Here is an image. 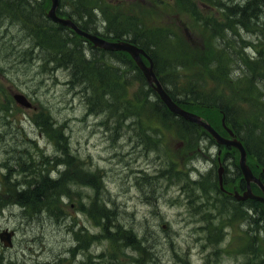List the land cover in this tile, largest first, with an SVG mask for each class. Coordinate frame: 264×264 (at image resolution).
Masks as SVG:
<instances>
[{
	"label": "trees",
	"instance_id": "trees-1",
	"mask_svg": "<svg viewBox=\"0 0 264 264\" xmlns=\"http://www.w3.org/2000/svg\"><path fill=\"white\" fill-rule=\"evenodd\" d=\"M179 1L183 3V0ZM217 1L216 5L221 8L224 22L213 20L210 26L207 20L203 22L204 26L217 32L209 59L204 61L201 56L199 58L200 64L206 66L205 73L199 70L201 68L196 70L190 62L180 60L178 47L170 51L175 55L174 58L161 63L157 49L164 40L163 33L144 28L135 19L128 18L123 24L115 26L114 21L103 13L105 19L102 23L106 25V30L111 27L113 33L104 35L124 38L144 48L153 58L155 72L171 98L183 108L203 116L221 132L224 130L220 119L224 115L225 123L244 143L250 167L264 182V0L233 3L227 0ZM48 7L49 0H0V70L13 60L15 67L10 70H16V67L22 73L23 70H33L39 83L44 82L45 75L64 70V85L69 93L73 92L81 97V103L89 115L101 118L98 126L105 128L106 135L113 144L129 137L136 141L137 149L143 147L160 152V138L165 130L183 142L182 147L185 148L179 154L187 149L194 152L215 150L212 140L199 125L168 110L126 52L92 46L68 26L49 18L46 15ZM57 10L59 14H67L78 26L90 32L97 31L95 26L97 22H101L98 20L96 7L91 6L90 0H59ZM8 24L19 27L18 33L8 36L4 34L6 30H10H5ZM5 44L9 50L4 47ZM248 48H252V51ZM183 62L187 65L183 66ZM11 111L12 107L0 103V115L4 118L0 117L1 128L14 118ZM50 121L47 118L46 122L36 123L55 142V155L44 156L43 150L38 148L35 153H30L19 147L10 152L9 159H0V209L8 201H12L24 212L40 215L47 211L48 215L56 216L57 219L64 216L62 204L65 197L68 199L73 193L80 203V210L101 228L100 234L86 232L84 227L75 230L78 246L85 249L91 240L98 238L101 243L103 239L112 238L116 240L111 243L112 246L122 243L144 250V235L120 222L118 216L121 205L107 196L108 191L100 169L91 171L84 168L83 162L72 152L63 136V124H53ZM30 142L33 144L34 140ZM218 147L222 148L225 164L227 161L235 169L233 175L236 176L228 175L226 166L223 173L224 183L230 187L232 180L240 177L236 164L237 151L232 147ZM180 159L174 151L173 157L164 160L161 168H158L157 179H175L211 195V205L205 207V212L214 210L217 213L237 215L247 225L243 232L252 246L258 233H261L262 224L257 220H261L264 215V204L253 199L240 201L223 193L217 186L213 167L201 172L199 166H192V172L197 173V176L188 177L184 173L185 169L177 168ZM181 162L182 165L186 163ZM63 164L64 170L54 169L55 165L59 167ZM51 166L56 172L55 176L50 174ZM160 181L155 183L151 176L140 174L138 183L140 187H144L142 189H145L143 191L148 201L152 202L155 198V190L158 191ZM83 184H87L93 193L83 192L86 195L82 196L78 189H87ZM238 184L241 188L245 187L241 177ZM252 185L254 190H259L255 184ZM211 225H201L196 230L207 249V246L222 242L216 239L219 228L217 225L210 228ZM256 257L262 262L261 256L256 254ZM96 259L98 260L93 261L89 257L80 264L117 262L113 257L106 259L102 251L97 254ZM243 264H253L250 256L246 255Z\"/></svg>",
	"mask_w": 264,
	"mask_h": 264
},
{
	"label": "rangeland",
	"instance_id": "rangeland-1",
	"mask_svg": "<svg viewBox=\"0 0 264 264\" xmlns=\"http://www.w3.org/2000/svg\"><path fill=\"white\" fill-rule=\"evenodd\" d=\"M214 1L217 0H190V3L189 0H183V3L179 0H90V3L91 6H98V20L101 21L95 26L98 33L113 34L111 27L106 30V25L102 23L105 19L103 13L114 21L115 26L123 24L128 18L135 19L144 28L163 33L164 40L162 39L163 42L157 49L161 63L174 58L175 55L170 51L178 47L180 55L177 56L180 60L190 62L196 70L201 68L199 70L205 73L206 66L200 64L199 58L201 56L204 61L209 59L210 48L217 32L204 26L203 22L207 20L209 26L213 20L224 22V15ZM227 1L233 3L243 0ZM50 4L49 0V6ZM190 6L194 12L190 11ZM115 26L113 27L116 29ZM7 28L13 32L6 30ZM5 30L4 34L8 36L18 33L19 27L8 24ZM168 43L170 44L167 45ZM4 47L9 50L6 44ZM248 50L251 52L252 48ZM12 61L0 70V103L12 106L14 117L9 123H5L4 128L0 127V159H9L10 152L19 147H23V151L29 150L30 153H35L38 148L43 150L44 156L55 155V142L45 133H40L44 130L38 129L36 122H46L48 118L53 124L62 123L63 136L72 152L83 162V167L88 170L100 169L108 191L107 196L121 205L118 216L120 222L144 235V250L122 243L112 246L111 243L116 240L111 238L103 239L101 243H92L89 249L92 255L102 251L106 259L113 257L116 264H204V258L209 254L207 264H241L245 262L246 255L252 261L256 260V254L260 256L264 249V215L261 220H257L262 224L258 241L255 240L251 246L243 232L247 225L237 215L217 213L214 210L205 212V207L211 205V195L175 179H157L158 168H161L164 160L173 157L174 151L181 158L177 168L184 170L181 161L189 163L193 160L196 164L194 166H199L202 172L212 167L216 172L217 167L223 165L220 159L222 153L219 159L214 150L212 153H201L187 149L184 154H179L185 148L182 147L183 142L165 130L160 138V152L143 147L137 149L136 141L129 137L113 144L106 135L105 128L98 126L101 118L89 115L81 103V97L73 92L69 93L64 85V70L45 75L44 82L39 83L33 70H23L24 73L19 72L17 67L14 68L16 70H10L15 67ZM185 65L187 64L184 63L183 66ZM17 90L25 93L35 108H23L6 95ZM28 137H36L37 147L29 143ZM206 153L209 160H206ZM64 166L55 165L54 168L64 170ZM225 166L228 175L236 176L233 175V165L226 161ZM51 168L53 167L49 170ZM51 173L56 175L55 171ZM140 174L151 176L155 183L160 181L152 202L148 201L143 191L145 189H142L144 187H140L138 183ZM221 177L223 188L236 189L237 177L232 180L230 187L224 183L223 172ZM192 178L195 176L192 175ZM78 190L82 196L93 193L90 187ZM11 202L0 209V232L5 228L15 230L10 247L0 240V264H80L86 250L78 249L74 255L69 253V247L76 240L75 230H79V226L83 224L95 233L99 228L94 225L89 215L81 213L80 203L73 193L70 198L65 197L62 204L64 216L60 219L47 213L40 216L42 214L24 212L15 202ZM207 224H212L210 228L217 225L219 234L217 232L216 239L222 242L204 249L205 243L201 241L196 230Z\"/></svg>",
	"mask_w": 264,
	"mask_h": 264
},
{
	"label": "water",
	"instance_id": "water-1",
	"mask_svg": "<svg viewBox=\"0 0 264 264\" xmlns=\"http://www.w3.org/2000/svg\"><path fill=\"white\" fill-rule=\"evenodd\" d=\"M58 4V0H51V6L47 12V16L53 19L54 21L60 22L64 25L70 26L73 30H75L79 35L84 36L89 41L92 42L94 46H99L104 49H111V50H123L126 51L131 58L135 61L137 66L142 71L144 77L146 78L147 82L152 86V88L156 91L160 99L164 102V104L167 106V108L174 114L179 115L187 120L193 121L200 126H202L204 129H206L217 141L219 144H225L228 146H234L237 148L239 152V160L238 165L241 170V173L243 175V178L246 182V189L240 194L237 191L234 192V196L237 199H245V198H253L260 200L264 202V185L261 182L260 178L256 177L249 166L246 163V151L242 144V142L236 138L233 134V131L227 127L223 121L222 117V124L224 128L227 130L230 137H224L220 135L208 122L203 120L199 115H197L194 112L188 111L182 107H180L175 101H173L168 93L163 88L162 84L158 80L154 70H153V63L151 58L146 54L145 50L141 47H138L134 43H131L129 41L121 40V41H108L102 37H99L95 34L86 32L84 30H81L74 22H72L68 18H60L56 15L55 9ZM142 56L146 57L148 59V64L144 63L142 60ZM14 98L21 104L25 106H29L30 103L25 99V97L21 94H14ZM222 166L219 167V184L222 187V177H221V171ZM250 182L256 183L262 191V195H255L252 193L250 188ZM1 239L4 240L5 243L9 241L8 234L2 232L0 234Z\"/></svg>",
	"mask_w": 264,
	"mask_h": 264
},
{
	"label": "bare ground",
	"instance_id": "bare-ground-1",
	"mask_svg": "<svg viewBox=\"0 0 264 264\" xmlns=\"http://www.w3.org/2000/svg\"><path fill=\"white\" fill-rule=\"evenodd\" d=\"M214 3L217 4L218 1H214ZM103 78H104V76H103ZM103 80H104V79H103ZM103 82H104V81H103ZM181 90H182V88H181ZM181 90H180V91H181ZM183 90H185V89H183ZM175 91H176V90H175ZM178 92H179V91H178ZM182 92H183V91H182ZM180 93H181V92H180ZM191 93H192V92H191ZM181 94H182V93H181ZM189 94H190V93H189ZM178 95H180V94H178ZM183 96H184V94H183ZM189 97H190V96H189ZM159 99H160V98H159ZM184 99H185V98H184ZM186 99H187V98H186ZM180 101H181V100H180ZM161 102H162V101H161ZM163 105H164V104H163ZM260 148H261V146H260ZM126 153H127V152H126ZM261 153H262V152H261ZM140 156H141V155H140ZM73 170H75V168H74ZM138 171H139V170H138ZM68 179H69V178H68ZM69 180H70V179H69ZM47 181H48V180H47ZM30 183H31V182H30ZM24 184H26V183H24ZM67 190H68V189H67ZM41 194H42V193H41ZM42 196H43V195H42ZM42 196H41V197H42ZM48 196H50V195H47V197H48ZM52 199H53V198H52ZM51 201H52V200H51ZM51 201H50V202H51ZM138 201H139V200H138ZM44 202H45V201H44ZM24 203H25V202H24ZM35 204H36V203H35ZM46 205H47V201H46ZM252 206H253V205H252ZM257 206H258V205H257ZM253 207H254V206H253ZM258 207H259V206H258ZM41 209H42V208H41ZM41 209H40V210H41ZM44 209H45V208H44ZM248 209H249V208H248ZM45 210H47V209H45ZM45 210H44V211H45ZM251 210H252V209H251ZM254 210H255V208H254ZM254 210H253V211H254ZM260 210H261V209H260ZM256 212H257V211H256ZM256 212H255V213H256ZM38 213H39V212H38ZM43 213H44V212H43ZM46 213H47V211H46ZM39 214H40V213H39ZM110 214H112V213H110ZM260 214H261V213H260ZM40 216H43V214L40 215ZM60 216H61V214H60ZM252 216H253V215H252ZM252 216H251V217H252ZM55 217H56V216H55ZM104 217H105V216H104ZM256 217H257V216H256ZM253 218H254V216H253ZM59 219H60V218H59ZM62 219H63V218H62ZM68 225H69V224H68ZM68 225H67V226H68ZM67 228H68V227H67ZM69 229H70V228H69ZM65 230H66V229H65ZM69 231H70V230H69ZM64 232H65V231H64ZM64 232H62V233H64ZM67 234H68V233H67ZM64 235H65V234H64ZM63 237H64V236H63ZM67 238H68V237H67ZM66 240H67V239H66ZM91 241H92V240H91ZM62 249H63V248H62ZM63 251H64V250H63ZM29 262H30V261H29ZM113 262H114V261H113ZM115 263H117V262H115ZM30 264H31V263H30ZM111 264H112V263H111ZM118 264H119V263H118ZM121 264H122V263H121Z\"/></svg>",
	"mask_w": 264,
	"mask_h": 264
},
{
	"label": "flooded vegetation",
	"instance_id": "flooded-vegetation-1",
	"mask_svg": "<svg viewBox=\"0 0 264 264\" xmlns=\"http://www.w3.org/2000/svg\"><path fill=\"white\" fill-rule=\"evenodd\" d=\"M229 191H231L230 189H228ZM227 194H229L230 192H226ZM260 256L262 257V262L256 257V260H254L253 262V264H264V253H260Z\"/></svg>",
	"mask_w": 264,
	"mask_h": 264
}]
</instances>
